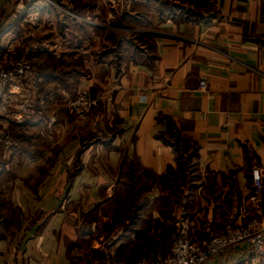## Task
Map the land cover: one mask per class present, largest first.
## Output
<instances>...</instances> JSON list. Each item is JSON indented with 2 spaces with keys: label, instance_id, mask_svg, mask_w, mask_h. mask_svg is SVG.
<instances>
[{
  "label": "crops",
  "instance_id": "1",
  "mask_svg": "<svg viewBox=\"0 0 264 264\" xmlns=\"http://www.w3.org/2000/svg\"><path fill=\"white\" fill-rule=\"evenodd\" d=\"M53 1L3 39L28 49L31 72L0 112L3 130L13 125L1 145L0 259L74 264L81 235L123 215L109 210L118 199L146 201L140 216L158 233L173 201L169 227L183 215L196 240L261 220L264 182L261 204L248 199L253 166L264 175V0ZM81 89L100 96L83 120L71 108ZM120 222L126 234L146 225ZM217 262L264 264L245 248Z\"/></svg>",
  "mask_w": 264,
  "mask_h": 264
},
{
  "label": "built area",
  "instance_id": "2",
  "mask_svg": "<svg viewBox=\"0 0 264 264\" xmlns=\"http://www.w3.org/2000/svg\"><path fill=\"white\" fill-rule=\"evenodd\" d=\"M54 6L53 0H16L15 9L0 23V112L6 111L11 101L22 92V80L31 72L28 49L19 52L4 49L5 34L19 21L27 23L36 18L43 8ZM61 11L65 15H73L65 9ZM205 88V84H201L199 91L204 92ZM99 100L100 96L81 89L71 102L76 118L85 119L98 106ZM250 178L251 194L248 200L259 206L263 171L253 166ZM172 231V241L168 248L157 246L153 254L142 256L136 261L106 258L102 264H222L217 262L219 255L236 248L249 249L264 260V210L261 220L250 217L243 224L227 223L218 232L207 227L203 237L198 240L191 236L188 220L183 215L174 219ZM0 264L9 263L0 261Z\"/></svg>",
  "mask_w": 264,
  "mask_h": 264
},
{
  "label": "rangeland",
  "instance_id": "3",
  "mask_svg": "<svg viewBox=\"0 0 264 264\" xmlns=\"http://www.w3.org/2000/svg\"><path fill=\"white\" fill-rule=\"evenodd\" d=\"M1 124L2 123H0V158L2 157L1 155H3V153L1 152V145H3V136L4 134H6L5 131L9 130V127H13V125L7 123L4 131L2 127L3 124ZM147 187V185L140 184L131 185L132 191H137L140 194L147 193ZM135 188H137V190ZM119 197L121 196L119 195ZM184 202V204L187 203V201ZM145 203L146 201H125L122 199H118L113 202V204L111 205V209L109 210H118V212H121V214L123 213V215H113L114 219H112V225H101L98 230L99 233L93 232L89 234L90 236L88 235L86 241H83V237L81 235V241L77 242L76 248V256L78 261L74 262V264H102L106 258L136 261L142 256L153 254L155 248L160 245L158 241L162 242L163 245L165 244L163 248H167L168 243H166L165 241H167L168 239L172 240L173 236L171 232L172 228H170L168 224V220L171 221L169 208L173 207V201L165 200L164 202H162L166 206L164 217V219L166 220V227L163 228L165 230V232L163 233H158L155 231V229L157 228V224H155V222H152V218L150 219L148 217L145 218L140 216L142 214L141 212L143 211L142 209ZM122 220L128 221L129 223H136L138 221V224L146 222V225H144L143 228L140 227L141 229L139 228L141 231L135 233L129 232L126 234V232L121 231V229L125 226L123 224H120V221ZM170 224H172L173 226V221ZM98 235L100 237L96 238ZM125 235H127L128 237L125 238ZM93 239L99 242V244H97L95 247L96 249L88 248L90 242ZM81 256H83V258H81ZM86 256L91 257L92 260L86 259ZM3 260L5 259H0V261ZM14 264H18V262H15Z\"/></svg>",
  "mask_w": 264,
  "mask_h": 264
},
{
  "label": "water",
  "instance_id": "4",
  "mask_svg": "<svg viewBox=\"0 0 264 264\" xmlns=\"http://www.w3.org/2000/svg\"><path fill=\"white\" fill-rule=\"evenodd\" d=\"M6 0H0V7L3 5V3L5 2Z\"/></svg>",
  "mask_w": 264,
  "mask_h": 264
}]
</instances>
